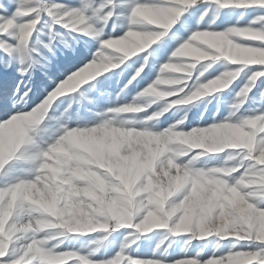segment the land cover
I'll return each instance as SVG.
<instances>
[{"label":"snow or ice","instance_id":"obj_1","mask_svg":"<svg viewBox=\"0 0 264 264\" xmlns=\"http://www.w3.org/2000/svg\"><path fill=\"white\" fill-rule=\"evenodd\" d=\"M0 264H264V0H0Z\"/></svg>","mask_w":264,"mask_h":264},{"label":"rangeland","instance_id":"obj_2","mask_svg":"<svg viewBox=\"0 0 264 264\" xmlns=\"http://www.w3.org/2000/svg\"><path fill=\"white\" fill-rule=\"evenodd\" d=\"M234 19V18H233Z\"/></svg>","mask_w":264,"mask_h":264}]
</instances>
